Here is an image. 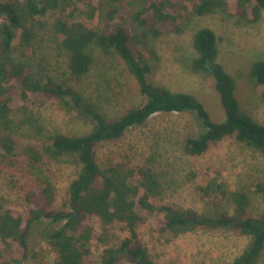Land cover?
I'll return each mask as SVG.
<instances>
[{
	"label": "trees",
	"instance_id": "1",
	"mask_svg": "<svg viewBox=\"0 0 264 264\" xmlns=\"http://www.w3.org/2000/svg\"><path fill=\"white\" fill-rule=\"evenodd\" d=\"M120 1L0 0V157L10 165L14 162L17 156V142L12 134L16 127L14 115L24 116L26 123L36 121L35 111L41 99H54L63 110L94 123L86 135L55 133L43 148L51 159L72 158L81 166L78 179L68 189L69 198L61 207L55 206L56 188L44 180L30 193L29 197L36 200L37 205L28 213L12 209L0 211V264H23L27 260L29 231L32 223L42 217L52 223L64 222L50 236L58 255L55 264H96L88 242L92 239L104 242L110 232L116 230L127 231L129 235L116 246L105 248L99 257L100 264H154L138 234V227L154 213L163 214L165 219L160 231L174 236L197 226L229 229L247 236L250 238L248 247L228 264H257L264 249V212L258 217L247 213L246 193L227 192L222 181L213 177L203 188L204 192L220 193L233 203L234 212L216 217L202 216L163 203L159 178L153 168L127 162L100 165L96 153L100 143L121 138L155 114L184 112L194 116L199 130L196 137L186 139L184 151L187 154L202 155L215 143L232 136L256 149L264 160V125L241 109L236 97V81L218 62L214 31L201 28L195 33L193 46L197 56L191 66L214 78L226 114L222 122L213 121L203 103L194 96L174 93L148 80L147 53L156 58L149 33H131L128 24L116 23L117 8L104 7L106 3ZM188 7L196 16L231 11L255 21L264 10V0H149L143 10L135 12L131 18L140 27L172 25L176 28L188 17ZM48 17L53 20L51 30L56 47L68 56L72 77L81 79L88 73L93 61L89 49L95 45L104 54L121 58L137 81L145 102L110 120L75 86L50 76H36L28 54L33 49L42 20ZM151 33L160 35L155 29ZM250 73L251 80L263 87L264 100V61L254 62ZM24 151L32 165L38 164L41 156L32 146ZM67 208L70 211H66ZM95 225L103 227L102 234L96 231Z\"/></svg>",
	"mask_w": 264,
	"mask_h": 264
},
{
	"label": "rangeland",
	"instance_id": "2",
	"mask_svg": "<svg viewBox=\"0 0 264 264\" xmlns=\"http://www.w3.org/2000/svg\"><path fill=\"white\" fill-rule=\"evenodd\" d=\"M148 1L121 0L104 5L105 9L117 8L116 23L128 24L131 33H149L156 58L147 53L148 80L174 93L194 96L203 103L213 121H224L226 114L214 78L191 66L197 56L193 37L197 30L209 28L217 37L218 62L236 81V97L241 109L264 125L263 87L251 80L250 73L254 62L264 61V10L258 20L249 21L231 11L229 14L196 16L188 7V17L176 28L172 25H166V28L140 27L131 17L143 10ZM42 21L33 49L28 54L36 76H50L58 82L75 86L110 120L145 102L137 81L121 58L106 55L95 45L89 49L93 61L88 73L81 79L72 77L66 52L56 47L53 40V20L48 17ZM154 29L159 30L160 35L151 33ZM39 104L35 111L36 121L26 123L24 116L14 115L16 127L12 134L17 142V156L11 165L0 157V211L12 209L28 213L37 205V201L29 197L30 193L44 180L56 188L55 206L59 208L69 198L70 185L79 177L81 166L72 158L51 159L43 148L55 133L86 135L94 123L63 110L54 99L44 98ZM198 132L196 120L188 112L158 113L144 125L131 128L121 138L100 143L96 148L97 159L104 167L127 162L153 168L159 178L163 203L202 216L216 217L234 212L229 199L220 193L206 194L203 190L213 177H217L227 192L246 193L250 216L261 215L264 212V160L261 154L231 136L215 143L202 155H189L184 151L185 141L196 137ZM27 146H32L40 154L38 164L30 162L24 151ZM147 217L146 222L138 227L139 241L146 247L154 264H228L250 243L249 237L234 230L203 226L174 236L160 231L165 225L163 214L154 213ZM63 223H52L44 217L32 223L28 258L23 264H55L58 255L50 236ZM95 229L101 234L104 231L100 225H95ZM128 235L127 231L116 230L110 232L104 242L90 240L87 246L96 264H100L99 257L105 248L116 246ZM257 264H264V249Z\"/></svg>",
	"mask_w": 264,
	"mask_h": 264
}]
</instances>
